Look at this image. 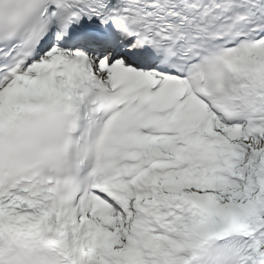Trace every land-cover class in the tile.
Here are the masks:
<instances>
[{
    "label": "snow or ice",
    "instance_id": "1",
    "mask_svg": "<svg viewBox=\"0 0 264 264\" xmlns=\"http://www.w3.org/2000/svg\"><path fill=\"white\" fill-rule=\"evenodd\" d=\"M0 264H264V0H0Z\"/></svg>",
    "mask_w": 264,
    "mask_h": 264
}]
</instances>
